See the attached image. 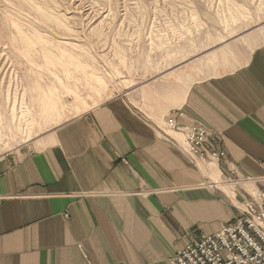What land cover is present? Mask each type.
<instances>
[{
    "label": "crops",
    "instance_id": "crops-1",
    "mask_svg": "<svg viewBox=\"0 0 264 264\" xmlns=\"http://www.w3.org/2000/svg\"><path fill=\"white\" fill-rule=\"evenodd\" d=\"M234 45L206 52L198 77L158 88L162 104L148 105L216 137L224 157L209 173L121 96L0 158V264H170L245 201L263 202L264 43L238 55ZM216 172L226 188L211 183Z\"/></svg>",
    "mask_w": 264,
    "mask_h": 264
},
{
    "label": "rangeland",
    "instance_id": "rangeland-1",
    "mask_svg": "<svg viewBox=\"0 0 264 264\" xmlns=\"http://www.w3.org/2000/svg\"><path fill=\"white\" fill-rule=\"evenodd\" d=\"M227 42L237 55L264 43V0H0V158L39 149L58 125L114 96L184 140L165 123L176 110L163 122L148 105L162 104L158 88L198 77L202 55ZM218 160H204L207 173Z\"/></svg>",
    "mask_w": 264,
    "mask_h": 264
},
{
    "label": "built area",
    "instance_id": "built-area-1",
    "mask_svg": "<svg viewBox=\"0 0 264 264\" xmlns=\"http://www.w3.org/2000/svg\"><path fill=\"white\" fill-rule=\"evenodd\" d=\"M184 114L176 110L165 118L167 128L184 136V151L191 160L215 161L224 156L210 142L207 131L198 123H181ZM216 144V146H215ZM170 264H264V201L249 200L233 221L213 234H202L191 239L178 251Z\"/></svg>",
    "mask_w": 264,
    "mask_h": 264
},
{
    "label": "bare ground",
    "instance_id": "bare-ground-1",
    "mask_svg": "<svg viewBox=\"0 0 264 264\" xmlns=\"http://www.w3.org/2000/svg\"><path fill=\"white\" fill-rule=\"evenodd\" d=\"M37 85H38L39 87L43 88V85H42V84H38V82H37ZM37 85H36V86H37ZM54 94H55V93H54ZM78 103H79L80 105H82V104H83V105L86 104V102H84L83 100H79V101L77 102V104H78ZM153 106H154V105H153ZM56 107H57V106L52 105V111H51V112H52V113H51L52 116H53L55 113H57L56 109H57V110L59 109V107H57V108H56ZM49 113H50V112H49ZM9 121H10V123H11V122H12V118H10ZM6 123H7V121H6ZM214 165H215V164L213 163L212 165H210V167H211V166L214 167Z\"/></svg>",
    "mask_w": 264,
    "mask_h": 264
}]
</instances>
